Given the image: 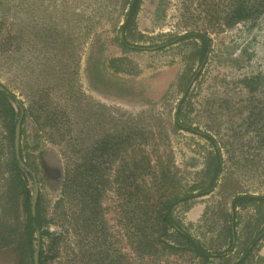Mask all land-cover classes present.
I'll return each instance as SVG.
<instances>
[{
	"label": "rangeland",
	"instance_id": "374dc122",
	"mask_svg": "<svg viewBox=\"0 0 264 264\" xmlns=\"http://www.w3.org/2000/svg\"><path fill=\"white\" fill-rule=\"evenodd\" d=\"M130 1L0 0V85L21 102L19 145L33 177L18 165L31 193L37 186L45 232L32 243L47 264H200L140 237L146 186L163 197L206 166L208 142L174 125L179 104L223 161L213 191L176 205L180 222L217 247L230 195L264 194V10L229 23L237 0H138L123 31L132 48L120 43ZM188 32L210 39L200 65L198 38L163 45ZM3 111L0 97V264H30ZM253 214L236 209L237 242ZM248 262L264 264V240Z\"/></svg>",
	"mask_w": 264,
	"mask_h": 264
},
{
	"label": "trees",
	"instance_id": "16d2710c",
	"mask_svg": "<svg viewBox=\"0 0 264 264\" xmlns=\"http://www.w3.org/2000/svg\"><path fill=\"white\" fill-rule=\"evenodd\" d=\"M138 8V0H131L128 6L125 19L120 27L122 32L120 43L124 47H138L135 43H130L125 39L124 28H127L129 24H133L136 12ZM264 10V0H254L251 5H247L243 0H237L233 5V9L229 13V23L250 16L252 13H259ZM182 37H194L200 40L198 46L199 52V65L204 61L210 46V39L204 33L188 32L184 35L168 38L164 44L173 43ZM194 75V74H193ZM190 79L187 78L184 92H187ZM0 97L2 106L4 108L9 120L11 121V137H14V127L16 120L14 115L20 113L21 102L17 100L14 93L7 87L3 86L0 90ZM185 97L183 96V99ZM181 100V102L183 101ZM12 102L18 107L17 113L14 111ZM184 113L180 110V104L174 114V125L178 129L188 131L198 137H202L208 142L209 150L206 154V166L202 174L196 180H192L184 185H177L176 189L167 195L161 197L155 195L146 186L145 191V203L143 204L142 215L144 217V225L141 229L140 237L144 239V243L150 249L155 251H168V252H184L192 255L200 264H207L217 260L218 264H249L248 259L251 256L252 251L258 246L260 240H264V194H254L250 192H236L230 195L229 208L230 211L227 214L228 223L225 228L227 241L217 247L209 246L205 241L200 240L193 235L187 227H185L177 216L174 214V209L177 204L186 200L206 195L213 191L217 185V180L222 172V157L219 145L215 137L208 131L201 130L196 126L191 125L186 121H183ZM23 119V116H22ZM22 121H20L21 124ZM21 127V125H20ZM21 130V129H20ZM14 148V147H13ZM21 146L19 145V157L22 160ZM12 165L15 169L16 178L15 185L17 188V194L21 210L24 214V221L21 225V232L25 239V248L29 257V263L32 264L33 243L34 235L38 234L39 237L45 232L43 227V217L39 210V199L37 197L34 205V213L31 210L32 193L27 186L25 178L20 173V166L18 165V159L15 153L12 154ZM26 166V164H25ZM27 167V166H26ZM24 168V167H23ZM25 174H28L31 178V172L23 169ZM168 182V179H167ZM164 180L160 185H164ZM68 188L67 192L69 191ZM65 192V190H64ZM253 209V222L247 225V235L245 239L237 242L236 236V209L247 208ZM139 237V238H140ZM57 239V237H55ZM236 245H240V250L237 253V257H232L230 254ZM46 256L41 253L38 254V264H47ZM248 262V263H247Z\"/></svg>",
	"mask_w": 264,
	"mask_h": 264
},
{
	"label": "water",
	"instance_id": "95a60500",
	"mask_svg": "<svg viewBox=\"0 0 264 264\" xmlns=\"http://www.w3.org/2000/svg\"><path fill=\"white\" fill-rule=\"evenodd\" d=\"M3 87L0 85V90H2ZM21 115L22 111L20 112L19 118L16 120L15 127H14V151H15V156L18 159V164L21 167H24L26 170H29L28 167L25 166L23 161L19 157V139H20V120H21ZM30 171V170H29ZM32 174V172H31ZM36 197H37V186L34 184V189L32 192V201H31V210L32 213H34V205L36 202ZM32 264H38V245L34 248L33 254H32Z\"/></svg>",
	"mask_w": 264,
	"mask_h": 264
}]
</instances>
